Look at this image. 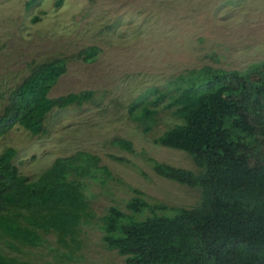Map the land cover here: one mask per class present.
I'll return each mask as SVG.
<instances>
[{
    "label": "trees",
    "instance_id": "trees-1",
    "mask_svg": "<svg viewBox=\"0 0 264 264\" xmlns=\"http://www.w3.org/2000/svg\"><path fill=\"white\" fill-rule=\"evenodd\" d=\"M61 3L53 0L55 8ZM97 51L90 44L74 54L27 60L21 79L0 91V134L15 124L37 134L51 107L89 101L91 89L48 92L69 58L89 61ZM124 111L144 133L158 125L162 111L178 120L151 141L184 151L196 169L144 158L155 174L198 186V202L148 201L126 184L131 194L123 206L109 204L95 217L91 185L122 182L97 154L75 150L56 156L29 177L12 162L14 148L6 146L0 151V264H41L26 251L47 242L61 245L59 262L69 259L88 221L125 264H264V56L239 68L202 63L170 73L133 96ZM111 142L132 150L129 139ZM110 156L143 173L128 158Z\"/></svg>",
    "mask_w": 264,
    "mask_h": 264
},
{
    "label": "rangeland",
    "instance_id": "rangeland-1",
    "mask_svg": "<svg viewBox=\"0 0 264 264\" xmlns=\"http://www.w3.org/2000/svg\"><path fill=\"white\" fill-rule=\"evenodd\" d=\"M25 1L0 0V91L21 79L31 57L74 54L94 44V58H69L48 92L56 96L91 89L93 96L80 105L51 107L37 134L11 126L0 134V151L13 147L12 162L29 177L56 156L75 150L97 154L122 182L91 185L89 204L95 217L109 204L123 206L131 194L126 184L139 188L148 201L196 204L198 186L155 174L144 158L196 169L184 151L151 141L178 120L162 111L158 125L144 133L128 119L125 104L146 86L183 68L202 63L239 68L263 57L264 0H62L56 8L53 0L27 8ZM32 14L41 17L32 21ZM116 137L131 140L132 150L113 144ZM111 154L128 158L143 173ZM84 224L69 259L57 260L62 247L56 242L31 247L27 255L41 264H125L114 249L104 246L92 222Z\"/></svg>",
    "mask_w": 264,
    "mask_h": 264
}]
</instances>
